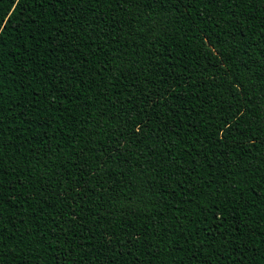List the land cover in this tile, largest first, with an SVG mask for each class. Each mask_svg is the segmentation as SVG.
I'll return each mask as SVG.
<instances>
[{
    "label": "trees",
    "instance_id": "16d2710c",
    "mask_svg": "<svg viewBox=\"0 0 264 264\" xmlns=\"http://www.w3.org/2000/svg\"><path fill=\"white\" fill-rule=\"evenodd\" d=\"M0 21V264H264V0Z\"/></svg>",
    "mask_w": 264,
    "mask_h": 264
},
{
    "label": "snow or ice",
    "instance_id": "6c2138e0",
    "mask_svg": "<svg viewBox=\"0 0 264 264\" xmlns=\"http://www.w3.org/2000/svg\"><path fill=\"white\" fill-rule=\"evenodd\" d=\"M0 23H2V21H0Z\"/></svg>",
    "mask_w": 264,
    "mask_h": 264
}]
</instances>
